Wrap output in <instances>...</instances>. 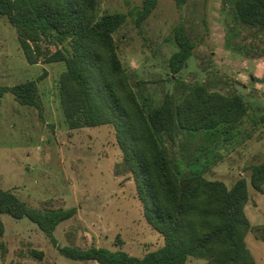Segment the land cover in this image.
Returning a JSON list of instances; mask_svg holds the SVG:
<instances>
[{
    "label": "rangeland",
    "instance_id": "374dc122",
    "mask_svg": "<svg viewBox=\"0 0 264 264\" xmlns=\"http://www.w3.org/2000/svg\"><path fill=\"white\" fill-rule=\"evenodd\" d=\"M100 15L124 13L125 25L115 33L120 59L139 101L162 105L166 94L176 101L198 85L226 96L239 95L248 113L230 134L181 131L167 144L181 178L192 174L222 181L228 188L246 178L251 223L246 246L255 264H264V185L250 183L251 167L264 160V29L240 22L235 0H158L157 7L136 25L144 0H98ZM184 24L196 44L187 66L176 76L169 68L178 50L175 30ZM54 50L53 46H46ZM65 63H28L17 29L0 18V86H13L47 76L38 84L39 107L19 104L7 93L0 99V187L42 210L76 208L61 223L54 242L28 218L1 216L0 264H99L76 261L64 247H103L136 257L164 244L146 220L131 173L117 175L123 161L115 129L109 125L70 129L59 92ZM188 264H207L190 258Z\"/></svg>",
    "mask_w": 264,
    "mask_h": 264
},
{
    "label": "trees",
    "instance_id": "16d2710c",
    "mask_svg": "<svg viewBox=\"0 0 264 264\" xmlns=\"http://www.w3.org/2000/svg\"><path fill=\"white\" fill-rule=\"evenodd\" d=\"M188 0H176L182 9ZM236 14L244 25L264 29V0H235ZM158 0H144L137 12L141 26ZM17 29L29 64L65 63L59 80L60 103L70 129L109 125L115 129L123 161L116 173H131L148 223L164 244L143 257L103 247H64L62 253L76 261L99 264H187L192 257L207 264H255L246 246L251 223L245 214L249 201L246 178L232 188L218 180L192 174L181 178L169 157L167 144L175 145L181 131L230 134L248 113L239 95L226 96L205 86L193 87L180 101L166 94L162 105L146 108L138 99L114 38L127 14L100 15L98 0H0V18ZM178 50L169 60L170 72L179 74L193 55L196 44L184 24L175 30ZM46 46H53L48 50ZM36 80L0 86L24 106L39 107ZM264 83V78L261 80ZM250 183L264 185V160L251 167ZM76 208L42 210L32 207L0 187L1 216L28 218L54 242L57 227L73 218Z\"/></svg>",
    "mask_w": 264,
    "mask_h": 264
},
{
    "label": "crops",
    "instance_id": "0c3cea01",
    "mask_svg": "<svg viewBox=\"0 0 264 264\" xmlns=\"http://www.w3.org/2000/svg\"><path fill=\"white\" fill-rule=\"evenodd\" d=\"M188 264V263H187Z\"/></svg>",
    "mask_w": 264,
    "mask_h": 264
}]
</instances>
